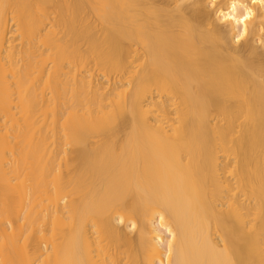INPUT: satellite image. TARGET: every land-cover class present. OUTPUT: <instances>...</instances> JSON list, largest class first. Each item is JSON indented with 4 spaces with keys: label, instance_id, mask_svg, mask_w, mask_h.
I'll return each instance as SVG.
<instances>
[{
    "label": "bare ground",
    "instance_id": "6f19581e",
    "mask_svg": "<svg viewBox=\"0 0 264 264\" xmlns=\"http://www.w3.org/2000/svg\"><path fill=\"white\" fill-rule=\"evenodd\" d=\"M0 264H264V0H0Z\"/></svg>",
    "mask_w": 264,
    "mask_h": 264
}]
</instances>
